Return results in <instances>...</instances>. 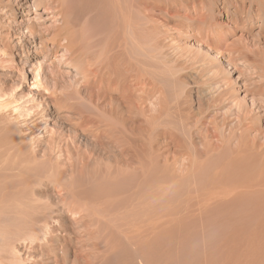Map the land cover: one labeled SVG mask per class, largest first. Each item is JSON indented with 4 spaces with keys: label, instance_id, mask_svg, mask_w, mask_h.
<instances>
[{
    "label": "rangeland",
    "instance_id": "374dc122",
    "mask_svg": "<svg viewBox=\"0 0 264 264\" xmlns=\"http://www.w3.org/2000/svg\"><path fill=\"white\" fill-rule=\"evenodd\" d=\"M147 1H135L140 45L134 53L122 49L133 53L126 56L115 47L122 55L116 88L100 104L118 108L134 134L121 136L114 119L110 139L103 138L105 158L87 170L61 165L65 171L56 179L46 174L49 163L41 178L28 182L23 171L22 178L16 174L19 168L10 167L12 177L0 166V196L6 198H0V231L13 222L15 236L13 211L23 208V219L34 212L39 224L53 214V235L63 242L69 237L68 257L79 264H264V0ZM53 9L45 0H0V86L47 102V129L16 131V148L26 151L23 142L32 148L36 141L39 158L48 152L51 130L64 134L62 145L72 133L83 149L91 148L92 136L76 127L78 111L104 116L91 104L95 85L83 62L68 58L64 40L53 41L61 22ZM245 124L257 127L247 136ZM241 133L253 146L243 148L245 154L235 150L237 140L244 141ZM135 227L141 235L130 236ZM25 248L22 264H31L29 255L36 253L45 259L41 264L63 261L62 253Z\"/></svg>",
    "mask_w": 264,
    "mask_h": 264
},
{
    "label": "bare ground",
    "instance_id": "6f19581e",
    "mask_svg": "<svg viewBox=\"0 0 264 264\" xmlns=\"http://www.w3.org/2000/svg\"><path fill=\"white\" fill-rule=\"evenodd\" d=\"M45 1L47 2V4L53 6V8L55 9V11H54L55 15L57 14L56 11L59 12V14H60L59 17L61 19V22L58 23L57 28H55L56 32H55V35L53 36V41L57 42V41L64 40L65 48L69 52L68 58L73 59L74 61L78 60V61L83 62L85 76L92 77V80L88 79V83L91 85H93V84L95 85V88L93 89V91L89 92V94H88L91 98V104L95 105L94 107L97 109V111L101 112V114H103L104 116L102 117V116L97 115L96 113L91 112V111L89 113V111L88 112L85 111L86 108H84V110H83L85 112H83L81 109H79V111H78V113L80 114V118L77 120L76 127L79 130H81L82 135L92 136L93 143H92L91 148L86 149V150L83 149V147H81V145L79 144L80 136L76 137V134L72 135V133L69 134L70 135L69 142L66 141L65 144L62 145V137H64V134L62 132L59 133L57 131L54 132L51 130V137L48 140V144H49L48 152H46L43 155V158H39L38 149H37L38 145H36V141H35V145L32 148L29 147L25 142H23V145H24V148L26 149V151H21V150L16 148V142L19 139H21V136L16 131L17 130L25 131L28 129H35V128H39V127L42 128V126L44 129H47V122L46 121L48 119V114L45 113V110L47 108V102H43V101L38 102L34 99L21 97L20 96L21 94L19 95L17 91L7 90V89L5 90L4 87L0 86V166L7 168V169H5V173L2 170L4 175H7L6 171L8 172L10 167H11V169L12 168L15 169L16 167L21 169V170L18 169V171H17L16 170L17 168H16L15 170L17 173L16 172L15 173L18 174V177H20L19 174H21V178H22V172L21 171H23L24 175H26L25 178H26L27 182H28V179L32 180L31 179L32 177H35V178L40 177L41 178V174H42L41 168H43V166L47 163L51 164V165H47V166H50L49 169L47 170L48 173H46V171H45L46 169L44 171L46 174H48V177L50 175V176L55 177V179H56V176L61 175V173L65 171V169L64 170L61 169V165H63L64 168H66L65 167L66 165H64V164L70 165L71 166V167L69 166L70 171H72L74 169V167H76L75 165H77V163H79V165L82 164V167H83V165H85V168H83L84 170H87L86 167L88 166V164L93 165L95 163H99L103 159V157L105 158V155H106L105 153H103V150L106 149L105 146L107 144L105 143L103 138L107 137V139H110V137H111L110 134L112 133V131L114 129V128L112 129V127H111L112 124H114V119H115V124L116 125L119 124V128L121 126L120 129H122V130H119V133L121 136H123L124 138L127 139V136H129L130 134H134L133 129H128L127 125L125 126V122H126L124 119L125 117L122 116L123 119H122V117L119 118L120 112H118L119 115H117L116 111H118L117 110L118 108L117 109L115 108L116 111H113L112 108L108 111L105 108L104 109L101 108L100 104H101V101H103L105 103V101H107L108 99H111L109 93H111V91H113L116 88V87H114V84L116 83L118 77L117 76L115 77V69H116L117 64H118L117 60H119L118 59L119 56H122V55L126 56V53H128V52H130V55H132L135 51L134 49H136L135 47H137V45L138 46L140 45L139 42L137 41V38H138L137 37V29L140 28L139 27L140 25L138 24V21H137V18L140 15V13L138 10H136L137 8L139 9L140 6L137 7V4L135 2L137 0H45ZM145 3H149V0ZM142 6H143V4H141V7ZM148 7L152 8L151 6H148ZM149 11H151V9H149ZM138 13H139V15H137ZM89 22L94 23V25H96L94 27V29L92 28L93 25H92V27L88 28L90 30V34L88 32V29L83 27L84 26L83 23L87 24ZM96 28H97V30H96ZM119 35H122L124 39H118ZM109 38H112L110 42H109ZM102 42H104V44L107 43V45H104L103 47L100 46L102 44ZM117 43L119 44V46H117L118 45ZM125 44L127 46H124ZM94 47H95V50H93V52H95L97 50L96 53L94 54L92 52L94 55L93 54L92 55L87 54L88 53L87 51L94 49ZM115 47H117V48L119 47L117 50H120V48H121V50L122 49L128 50V47H130V48H133V49H131L133 53H131V51L125 52L124 50H122V51H124V53L120 52L122 54V55H120L119 52L115 51ZM85 48L87 49V51ZM136 60H138V59H133L131 64H135ZM138 66H139V61L136 63V67H138ZM34 85L36 88L39 87V84H34ZM79 92H81V91H79ZM123 96H125V95H123ZM53 98L55 101H57L59 96L54 95ZM94 99L97 100L96 101L97 103H95V104L93 103ZM110 103H112V102H110ZM62 105L67 107L68 109H72V106L69 103H63ZM114 105L113 106L109 105V106L114 107ZM120 105H118L119 109L122 108V107L120 108ZM120 111H122V110H120ZM109 121H110V123H109ZM111 122H112V124H111ZM101 125H102V127H101ZM245 125L246 126H245L244 131H245V134H247V136H248V133L251 131V129H253L254 127H257V125H253V124L251 126L247 125V124H245ZM239 128L242 129V127H239ZM245 134L244 133H241V135L239 134L240 136H238V138L243 136L244 141H241V140L238 141L237 140V143L239 142L240 145L238 144V149H235L238 151L241 150V153L245 152V151L242 152L243 148L248 150L249 148L252 149V147H253L249 140H248L249 142L245 140L247 137ZM36 135H38V134H36ZM121 136H119V137L116 136V137L120 139ZM124 138H123V140H124ZM129 138H130V136H129ZM116 141L120 146H122V147L125 146V144L123 142L118 141V140H116ZM128 143H129V141H128ZM118 144H117V146H118ZM130 146H132V145H130ZM100 147H101V149H100ZM127 147H126V149H127ZM120 148H119L120 151L121 150H122V152L125 151V148H121V149ZM130 148H132V147H130ZM114 153H117V152L115 151ZM116 155L117 154H115V156ZM244 156L245 155H243L242 157H244ZM246 156L248 157L247 154H246ZM65 162H69L70 164L65 163ZM112 166H113V164H112ZM11 169L8 172L9 175L13 171H15L14 169H13V171ZM91 171H92V169H91ZM13 174H14V172L10 176L13 177ZM4 175H3V177H4ZM65 175H66V173H65ZM62 176H61V178H62ZM12 177H10V178H12ZM18 177H15V178H18ZM64 177L66 178V176H64ZM26 180H24V181H26ZM9 181H12V180L10 179ZM17 185H19V182H17L16 187H18ZM22 187H24V186H22ZM5 194L6 193H4L3 195H5ZM15 194H16V192H15ZM16 195L18 196V194H16ZM9 196H10V194H9ZM11 197H12V199H14L13 195ZM0 198H1V196H0ZM2 198H5V197H2ZM22 198L20 197V199H22ZM7 202H8V200H7ZM27 202H26V204H27ZM10 204H12V203H10ZM28 204H30V203H28ZM36 206H38V205H36ZM11 208H12V206H11ZM109 208H110V206H109ZM6 209H7V207H6ZM7 210H4V211H7ZM18 210L13 211L15 214L12 217V219L14 218L15 220H17L19 222L18 227L15 230V236L10 234L11 231L14 232L13 229L16 226V224L14 225V223L11 221H6V222H9V223L11 222L14 226L12 224L7 223L9 225H5L6 227L5 228L2 227V231H0V264H22V262L24 261V257H23V254H21V250H20L21 247H26V248L30 247V249H33V250L40 249V252H42V253H46V252L50 251L51 253H55V255L58 253H62L64 257L61 256L62 259L61 258L60 259L63 261H61V263H58L56 261V257H55L54 260H52L53 264H57V263L58 264H75L77 262V259L71 261L70 258L68 257L70 255L68 252V248H69V240L68 239H69V237L66 236V238L68 237V239L63 242V239L60 240L59 237L53 235V233L55 232V229L53 227H51V225L54 224V223L52 224L51 222H52V220L55 219L53 217V214L51 215V213H48L45 216L40 217V219H39L40 224H39V223H37L36 218L33 217L34 212L32 214H29L30 219L27 218L28 219L27 220L25 218L23 219V217H22L24 215L23 214V211H24L23 208H21V212H19ZM106 210H107V208H106ZM32 211L33 210L27 211V212L25 211V212L31 213ZM87 211H86V215H89ZM89 212L91 213L92 211L89 210ZM94 212H96V211H94ZM104 212H102V213H104ZM40 213H42V212H40ZM98 213H101V212H98ZM8 214H9V212H8ZM95 214H97V213H94L92 215L90 214V215L94 218L97 216ZM93 215H95V216H93ZM10 217H11V214H10ZM87 219H89V218H87ZM17 221H16V223H18ZM77 222H78V219H77ZM41 223H42V225H41ZM89 228H90V224H89ZM132 230L130 231L131 232L130 236H135L136 235L135 232H137V233H138V231H139V233L141 232L140 230H137L136 227L133 228ZM90 231H91V229H90ZM132 232H134L135 235H132V234H134ZM64 233L65 232H63V234ZM68 234H70V233H68ZM74 234H76V233H74ZM80 235H82V234H80ZM139 235H141V233ZM128 237H129V235H128ZM72 238H73V236L71 237V239ZM81 238H79L80 244L84 245L83 243H81ZM84 239H82V241H84ZM86 241L87 240H85V242ZM18 242H20V243H18ZM37 242H40V245H37L36 244ZM87 243H90V242H87ZM93 245H96V244L94 243ZM71 246H72V244H71ZM82 247L83 246H81V248ZM88 247L90 248V246H88ZM88 247H87V251H88ZM78 248H80V246ZM82 250L84 251V248H82L79 251L81 252ZM40 252H38V253H40ZM76 252H78V251H76ZM89 253H91V252H89ZM89 253H87V254L89 255ZM36 254H35V256H36ZM62 254H60V255H62ZM92 254H94V253H92ZM81 255H79V256H81ZM35 256H34V254H32L31 256L29 255V259L32 260L31 264H41V262L43 263L45 261V259H43V257H42V261L40 262V260H41L40 256L38 257L40 260L37 259ZM98 256H100V252H98L97 259H98ZM75 258H76V254H75ZM99 259H100V257H99ZM99 259H98V261H99ZM101 260H104L103 257H101ZM80 261H78V262L80 263Z\"/></svg>",
    "mask_w": 264,
    "mask_h": 264
}]
</instances>
